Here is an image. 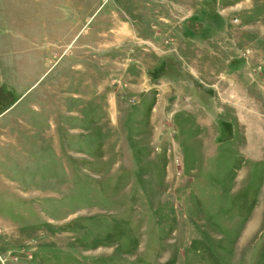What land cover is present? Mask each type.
<instances>
[{
  "label": "rangeland",
  "instance_id": "rangeland-1",
  "mask_svg": "<svg viewBox=\"0 0 264 264\" xmlns=\"http://www.w3.org/2000/svg\"><path fill=\"white\" fill-rule=\"evenodd\" d=\"M0 264H264V0H0Z\"/></svg>",
  "mask_w": 264,
  "mask_h": 264
}]
</instances>
